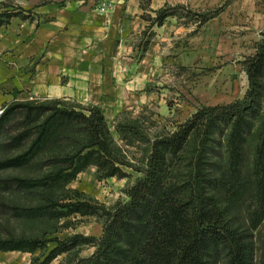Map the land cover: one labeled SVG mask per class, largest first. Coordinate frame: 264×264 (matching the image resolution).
Wrapping results in <instances>:
<instances>
[{
    "label": "trees",
    "instance_id": "16d2710c",
    "mask_svg": "<svg viewBox=\"0 0 264 264\" xmlns=\"http://www.w3.org/2000/svg\"><path fill=\"white\" fill-rule=\"evenodd\" d=\"M141 1L148 8L150 0ZM178 11H159L154 25L162 26ZM218 12L184 10V15L201 27ZM243 66L249 80L244 100L202 107L175 130L156 136L144 167L137 170L141 177L125 190L129 200L112 208L68 188L91 167L99 180L130 178L101 111L37 104V121L48 115L39 124L38 136L27 152L1 162L0 169L29 164L45 150L71 141L73 150L50 159V170L29 183L43 191L73 193L74 199L60 210L54 204L15 210L28 218L96 216L104 225L99 239L74 235L54 240L56 246L39 263L50 264L79 246H91L95 253L88 259L77 257L73 264H252L251 233L264 219V42ZM32 104L9 107L0 119V136L17 111ZM253 135L257 146L249 164L244 150ZM41 248L37 240H0L3 252L35 253Z\"/></svg>",
    "mask_w": 264,
    "mask_h": 264
},
{
    "label": "crops",
    "instance_id": "0c3cea01",
    "mask_svg": "<svg viewBox=\"0 0 264 264\" xmlns=\"http://www.w3.org/2000/svg\"><path fill=\"white\" fill-rule=\"evenodd\" d=\"M166 7L179 11L162 26L154 25ZM184 10L219 12L200 27ZM0 20V110L71 102L98 108L110 126L122 116L163 104V76L174 68L199 74L208 69L226 87L216 104L231 103L239 87L246 91L248 86L241 61L253 57L264 40V0H150L146 9L141 0H0ZM74 182L68 188L91 196L72 188ZM93 249L79 259L90 258ZM38 256V251H0V264H32Z\"/></svg>",
    "mask_w": 264,
    "mask_h": 264
},
{
    "label": "rangeland",
    "instance_id": "374dc122",
    "mask_svg": "<svg viewBox=\"0 0 264 264\" xmlns=\"http://www.w3.org/2000/svg\"><path fill=\"white\" fill-rule=\"evenodd\" d=\"M189 19L192 21L193 17ZM248 58L250 57L244 58L240 63L245 72L243 64ZM205 71L206 73L199 74L193 68L184 71L174 68L172 73L163 76L164 82L161 89L165 90L160 92V94H164L165 102L163 104L144 107L133 114L122 116L115 125H108L118 154L126 161L127 167L123 169L129 175L131 174L130 178H127L130 183L122 186L118 183L122 179L118 178H115L116 181L99 180L95 172L96 168L91 167L79 175L76 182L71 185L72 188L79 186L91 194V196L87 195V198L82 194L85 199L89 200L90 198L92 201L104 204L107 208H112L113 204L125 198L126 194H121L125 193L123 189L130 187L134 177L141 176L137 170L144 167L150 144L156 136L165 131L175 130L177 125L186 122L202 107L226 106L244 100L249 89V80L246 91L240 86L239 91L235 92L236 96L228 99L231 103L225 104L227 101L222 100L220 104H216L218 102L216 98L224 96L226 87L223 84L221 87L208 69ZM243 77L248 78V76ZM217 89L218 93L213 95ZM221 89L224 91L222 92ZM37 104H44L46 109H63L72 106L87 108L71 102L60 101L57 104L47 101L33 103L29 110H18L17 115L7 122L0 136V163L20 156L30 149L38 136L39 124L48 116L45 115L37 121L35 115ZM7 109L3 110L0 119L4 117ZM29 111L30 115H28ZM257 121L254 122V125L257 124ZM254 133H256V128ZM256 146L257 140L253 135L244 150L249 164L253 162ZM72 150V142H65L40 153L29 164L18 168L0 169V240L26 238L39 241L42 248L38 250L39 256L34 258L32 264H40V259L49 254L56 246L53 242L56 239L65 240L75 234L99 239L103 235V221L96 216L72 215L61 219L28 218L21 215L20 211L15 210L54 205H57V209L60 210L59 206L69 203L71 201L69 199H74L73 193L65 195L62 192L43 191L29 183V181L40 179L50 170V159ZM251 242L253 247L252 264H264V219L256 230H252ZM93 248L79 246L71 254L58 256L51 264H62L63 262L64 264H73L77 257H89Z\"/></svg>",
    "mask_w": 264,
    "mask_h": 264
},
{
    "label": "built area",
    "instance_id": "2783aa9c",
    "mask_svg": "<svg viewBox=\"0 0 264 264\" xmlns=\"http://www.w3.org/2000/svg\"><path fill=\"white\" fill-rule=\"evenodd\" d=\"M98 8L100 9L101 12L106 11V7L104 6V4L99 5ZM1 114H3V110H0V116Z\"/></svg>",
    "mask_w": 264,
    "mask_h": 264
}]
</instances>
